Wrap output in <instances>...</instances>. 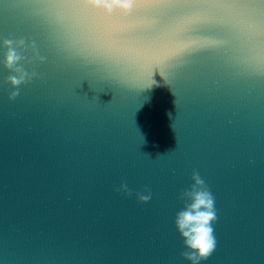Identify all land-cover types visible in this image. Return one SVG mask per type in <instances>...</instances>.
Returning a JSON list of instances; mask_svg holds the SVG:
<instances>
[{"label": "water", "instance_id": "95a60500", "mask_svg": "<svg viewBox=\"0 0 264 264\" xmlns=\"http://www.w3.org/2000/svg\"><path fill=\"white\" fill-rule=\"evenodd\" d=\"M0 264H264V0H0Z\"/></svg>", "mask_w": 264, "mask_h": 264}]
</instances>
